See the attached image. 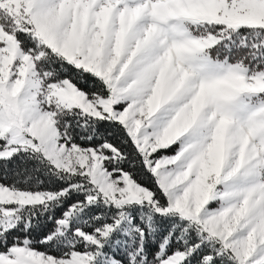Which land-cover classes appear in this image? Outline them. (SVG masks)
<instances>
[{"label":"snow or ice","instance_id":"6c2138e0","mask_svg":"<svg viewBox=\"0 0 264 264\" xmlns=\"http://www.w3.org/2000/svg\"><path fill=\"white\" fill-rule=\"evenodd\" d=\"M0 264H264V0H0Z\"/></svg>","mask_w":264,"mask_h":264}]
</instances>
